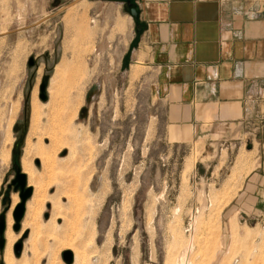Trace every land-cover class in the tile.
Returning a JSON list of instances; mask_svg holds the SVG:
<instances>
[{
    "label": "rangeland",
    "instance_id": "obj_1",
    "mask_svg": "<svg viewBox=\"0 0 264 264\" xmlns=\"http://www.w3.org/2000/svg\"><path fill=\"white\" fill-rule=\"evenodd\" d=\"M129 4L0 0V217L8 212L15 225L14 164L24 173L23 159L33 160L36 173L26 175L34 195L22 230L10 228L16 264H68L69 255L73 264H264V149L225 145L216 154L199 136L180 138L149 70L134 63L138 32ZM65 59L83 74L54 83ZM51 92L58 104L82 102L74 134L58 137L60 153L45 135ZM35 98L42 116L46 110L37 137ZM29 141L36 156L28 155ZM37 146L49 149L48 166ZM5 240L0 264L7 233Z\"/></svg>",
    "mask_w": 264,
    "mask_h": 264
},
{
    "label": "crops",
    "instance_id": "obj_2",
    "mask_svg": "<svg viewBox=\"0 0 264 264\" xmlns=\"http://www.w3.org/2000/svg\"><path fill=\"white\" fill-rule=\"evenodd\" d=\"M126 1L139 12L134 63L180 138L199 136L216 154L264 149V0Z\"/></svg>",
    "mask_w": 264,
    "mask_h": 264
},
{
    "label": "bare ground",
    "instance_id": "obj_3",
    "mask_svg": "<svg viewBox=\"0 0 264 264\" xmlns=\"http://www.w3.org/2000/svg\"><path fill=\"white\" fill-rule=\"evenodd\" d=\"M82 3H83V1H82ZM88 22V21H87ZM87 24V23H86ZM87 27V26H86ZM89 29H90V27H89ZM84 31V30H83ZM2 34H5V33H2ZM86 37V36H85ZM67 49V48H66ZM65 55V54H64ZM75 57V56H74ZM76 59V58H75ZM75 62V61H74ZM81 63V62H80ZM85 63V62H84ZM75 65H77V63L76 64H72V62H69L67 59H65V60H63L58 66H57V69H56V75L54 76V80H53V82L54 83H56L57 81H59V83H60V80L59 79H62V80H64V77L68 74V73H70L71 74V76H73L74 77V75L75 76H77L78 78H79V76H81V74L80 73H82L81 71H82V66H80V64L79 65H77V66H75ZM84 72V71H83ZM136 73V72H135ZM83 74V73H82ZM79 75V76H78ZM76 77V78H77ZM81 78V77H80ZM82 78H84L83 76H82ZM81 80H83V79H81ZM65 81H67V76H66V79L63 81V82H65ZM74 81V80H73ZM76 82H78L79 80L77 79V80H75ZM80 82V81H79ZM61 84H62V81H61ZM66 84V83H65ZM74 84V83H73ZM79 84V83H78ZM77 84V85H78ZM83 84V83H82ZM72 85V84H71ZM75 86H76V84H75ZM74 86V88H72V90L73 89H75L76 87ZM82 86V85H81ZM81 86L80 87H77L78 88V90L81 88ZM83 87V86H82ZM67 88V87H66ZM76 88V89H77ZM60 89V88H59ZM58 88L56 89V91L57 90H59ZM63 89V88H62ZM83 89V88H82ZM63 91V90H62ZM61 91V92H62ZM70 91H71V89H70ZM70 91H68V92H70ZM74 92H75V90H74ZM83 92V91H82ZM81 92V93H82ZM67 93V92H66ZM77 93V92H76ZM75 93V94H76ZM71 94H72V92H71ZM36 95H37V93H36ZM50 97L53 99V104H52V108H51V106H50V108H46L47 110H49L50 111V109H52V112L50 113L49 111V113H50V115L51 116H49V113L47 114L48 115V117H50L48 120V123H49V126H50V128L52 127V132L50 133V134H45L46 135V137H48L50 140H51V142H53L52 144H54V146L52 145V147H55L56 145V142L58 143V137H59V135L61 134V135H63L64 136V133H73L74 134V132H75V130H74V125H73V123H74V119H76L77 117V115H76V113L78 112V107L80 106V104L82 103L81 102V97H80V95L81 94H76V95H78L79 96V98H80V102L81 103H77V104H75L74 102V100L73 99H70V97H68L70 100L69 101H67L66 100V98H65V102H67L66 103V106H65V102L63 103L62 101H60V99H59V104H58V102H57V100H58V98H59V93L57 94V93H53V92H51L50 93ZM66 95V94H65ZM67 95H68V93H67ZM70 95V94H69ZM63 96H64V93H63V95L61 96L62 98H63ZM81 96H83V95H81ZM35 97V96H34ZM60 97V98H61ZM66 97V96H65ZM75 97V99L77 98V96H74ZM51 99V100H52ZM78 99V98H77ZM83 99V98H82ZM34 102L32 103V107H33V114H34V119H35V121H34V123L35 122H37V124H35L34 125V129H35V132H34V134H33V136H36L37 135V132H36V130L38 131V129L41 127L40 126V124H41V121H40V118H42L43 116H44V113H45V111H43V116L40 114V108H41V106L39 105V103H38V100H37V98H35V100H33ZM78 101V100H77ZM76 101V102H77ZM63 103L64 104V106H65V108H63V106H61V104L60 103ZM81 107V106H80ZM44 108V107H43ZM64 109H66L65 110V112H64ZM77 111V112H76ZM64 112V113H63ZM46 115V116H47ZM32 123V122H31ZM47 125V124H46ZM76 128V127H75ZM58 129V130H57ZM78 129H79V127H78ZM57 130V131H56ZM31 131V130H30ZM44 135V136H45ZM70 135H72V134H70ZM43 136V137H44ZM37 137V136H36ZM40 137V136H39ZM62 137V136H61ZM60 137V138H61ZM8 140V139H7ZM86 140V139H85ZM60 141V140H59ZM74 141V140H73ZM43 142V139L41 138V142L40 143H42ZM61 142V141H60ZM43 144V143H42ZM69 144V143H68ZM40 145V144H39ZM38 145V146H39ZM60 145V144H59ZM65 145V144H64ZM84 145V144H83ZM35 147V148H39V147H41V145L39 146V147ZM42 146H44V145H42ZM70 146V145H69ZM28 155L30 154V155H32V154H36V153H32V152H34V151H32V149L31 148H34L33 147V145L31 144V142L29 141V144H28ZM46 146H44V147H42V148H45ZM57 147H58V145H57ZM57 147H55L54 148V150H56L55 152H59V151H57L58 149H56ZM65 147V146H64ZM58 148H61V147H58ZM40 150L38 151L39 153H37V157H38V159L39 160H41V162H43V164L44 163H47L48 161H49V159L51 158H49L48 156H47V150H49V149H44V150H42L41 148H39ZM62 149H63V147H62ZM69 149V148H68ZM83 149H85V148H83ZM36 150V149H35ZM38 150V149H37ZM42 150V151H41ZM74 150V149H73ZM89 150V149H88ZM51 151V150H50ZM84 151V150H83ZM35 152H37V151H35ZM51 153V152H50ZM50 153H49V156H51L50 155ZM60 153V152H59ZM29 155V156H30ZM74 155V154H73ZM32 156H36V155H32ZM28 158V157H27ZM31 158V157H30ZM70 158V157H69ZM52 159V158H51ZM25 159H23V169H24V174L25 175H29V176H31V177H33V176H35L36 175V173H35V171L33 170V168H32V166H31V162L33 161H31V160H29V161H31L30 162V164L27 162V161H24ZM27 160V159H26ZM61 160V159H60ZM65 161H67V160H65ZM64 162V161H63ZM73 162V161H72ZM53 163V161H51V164ZM33 164V163H32ZM48 164L49 163H47V166H48ZM54 164V163H53ZM53 164H52V166H53ZM45 165V164H44ZM65 165V164H64ZM67 165H69V164H67ZM46 166V167H47ZM54 167V166H53ZM49 169H52V168H50V167H48ZM69 168V167H68ZM67 168V169H68ZM47 168H46V172H47ZM52 171H53V169H52ZM35 174V175H34ZM58 175H59V173H58ZM61 175V174H60ZM66 175H68V174H66ZM28 176V177H29ZM56 176V175H55ZM66 177V176H65ZM37 178V177H36ZM36 178H35V180H36ZM56 178V177H55ZM45 179H47V178H45ZM49 179V178H48ZM32 182V181H31ZM35 182H37V184H38V181H35ZM65 182V181H64ZM40 183V182H39ZM47 183V182H46ZM36 184V185H37ZM45 184V183H44ZM34 185V184H33ZM36 185H34V186H36ZM39 185V184H38ZM30 186H32V185H30ZM40 188H42V187H40ZM34 190V189H33ZM46 190V189H45ZM47 192V191H46ZM39 193V192H38ZM41 194V193H40ZM39 195V194H38ZM41 196V195H40ZM37 198V197H36ZM16 199H18V198H16ZM39 199V198H38ZM45 200V199H44ZM70 200V199H69ZM19 200H17L16 202H18ZM38 202V201H37ZM44 202V201H43ZM71 202V201H70ZM41 203V202H40ZM33 204V203H32ZM39 204V203H38ZM37 213V212H36ZM7 220H6V222H7V229H6V233H7V242H8V246H7V251H6V257H5V262H6V264H16V260L14 259V257L12 256V253H11V248H12V245L15 243V239H16V237H15V235H13V233L10 231V228H11V226L13 225V220H12V218L11 217H7L6 218ZM234 219V218H233ZM235 221V220H234ZM233 221V222H234ZM233 232H234V230H233ZM6 233H5V237H6ZM235 233V232H234ZM234 236V235H233ZM239 238V237H238ZM232 239V238H231ZM235 241H237V240H235ZM239 242V241H238ZM213 247V246H212ZM4 252V251H3ZM2 252V253H3ZM223 256V255H222ZM233 257V256H232ZM223 258V257H222ZM84 259V258H83ZM78 260H80V255L77 253V252H75V261L77 262ZM222 262V261H221ZM217 264V263H216ZM219 264H221V263H219ZM222 264H224L223 262H222Z\"/></svg>",
    "mask_w": 264,
    "mask_h": 264
},
{
    "label": "water",
    "instance_id": "obj_4",
    "mask_svg": "<svg viewBox=\"0 0 264 264\" xmlns=\"http://www.w3.org/2000/svg\"><path fill=\"white\" fill-rule=\"evenodd\" d=\"M128 9L131 17L137 19L139 15L137 6L135 4H129ZM34 65H35L34 59H30L29 67H33ZM47 89H48V84L46 81H44L40 87V99L43 102L48 101ZM13 170L15 172V179L12 181L11 185L9 186V189L13 188L14 192L19 194L20 203L17 205V207L14 210L13 218L15 222L14 231L16 233H20V231L22 230V222L24 221L27 212V204L32 199L34 195V190L33 188L28 186V178L23 173L21 165L15 163ZM7 213L8 212H5L0 217V251L1 252H3L6 248L5 233L7 229V222H6ZM21 253H22V245L19 244L16 249V255L20 256ZM73 262H74V257L72 255H69L68 264H73Z\"/></svg>",
    "mask_w": 264,
    "mask_h": 264
}]
</instances>
